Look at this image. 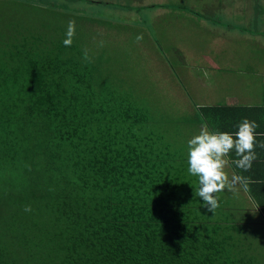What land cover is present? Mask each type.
Masks as SVG:
<instances>
[{"label": "trees", "instance_id": "trees-1", "mask_svg": "<svg viewBox=\"0 0 264 264\" xmlns=\"http://www.w3.org/2000/svg\"><path fill=\"white\" fill-rule=\"evenodd\" d=\"M86 20L55 0H0V171L22 175L21 207L39 213L24 244L53 255L44 264H246L231 224L194 195L187 141L200 129L149 125L157 110L118 88ZM221 108H200L211 131Z\"/></svg>", "mask_w": 264, "mask_h": 264}, {"label": "rangeland", "instance_id": "rangeland-1", "mask_svg": "<svg viewBox=\"0 0 264 264\" xmlns=\"http://www.w3.org/2000/svg\"><path fill=\"white\" fill-rule=\"evenodd\" d=\"M55 1L61 10L75 15L82 13L87 19L81 36L87 37L95 47L101 39L105 41L104 46L99 47L98 55L108 65L107 70L115 75L118 88H123L133 99L152 105L157 110L158 119L171 123L181 121L188 112L193 114L194 102L189 95L186 99V92L179 86L170 55L178 53L179 57H184L188 55L186 46L196 43L194 46L198 52L210 56L218 38H213L214 35L200 25L205 23L214 29L220 27L217 35L221 34L231 25L239 24V19L229 18V14L241 16L236 13V4H254L252 0H164L162 4H177L180 7L178 11L181 15L169 16L167 10L158 9V0H109L95 6L87 4L86 0ZM145 1L151 6L156 5V9L146 11L144 7L150 5H145ZM223 7L230 8L225 10ZM58 11L61 16V11ZM256 26L261 27L259 24ZM141 34L143 39L137 42L136 37ZM200 59L202 57L197 54L192 60ZM217 79L222 91H227L233 84L227 73L222 78L218 75ZM173 136L178 146L180 137L176 133ZM2 166H7V162L0 156ZM9 173V169L7 172L0 171V245L4 247L9 264H44L53 255L44 256L42 248L31 250L32 245L24 244L33 242V239L29 230L24 229L23 221L26 215L34 218L39 217V213L24 211L21 203L28 194L26 182L24 179L16 180L22 175L15 170L12 175ZM2 177L9 180L8 184L2 182ZM10 221L13 226L7 230L6 223ZM24 232L23 236L21 233Z\"/></svg>", "mask_w": 264, "mask_h": 264}, {"label": "crops", "instance_id": "crops-1", "mask_svg": "<svg viewBox=\"0 0 264 264\" xmlns=\"http://www.w3.org/2000/svg\"><path fill=\"white\" fill-rule=\"evenodd\" d=\"M105 1L109 2V0H86V3L95 6L105 3ZM163 1L158 0L156 3L159 10H167L169 16L171 14L181 15V12L178 11L180 7L177 4H162ZM252 1L254 4H236V13L241 16L229 14V18L239 19V24L231 25L221 31V34L217 35V30L220 27L214 29L205 23L200 25L201 28L207 29L211 35H214L213 38L216 36L218 38L217 46L211 50L210 56L198 52L194 46L196 43H189L185 48L188 55L179 57L180 54L177 53L170 55L169 58L174 61L175 68L172 70L179 86H182L183 92H186V99L189 95L194 102V113L188 112V115L183 118V121L188 120L187 129L188 123L191 125L195 123L196 129H201L202 125H208L200 108L215 105L222 106L215 116L221 131L229 133L238 131L242 114H245V118L248 120L255 121L259 125L256 129L258 134L255 147L257 159L253 162L251 169L243 171L231 163L237 159L234 152L230 154V166L226 168L229 176L235 173L248 178L249 191L245 192L241 188L236 193L226 190L217 193L220 206L214 214L233 227L230 233L244 248L246 255L243 259L246 264H253V262L264 264V148L258 146L260 142H264V0ZM144 4L150 5L144 7L146 11L156 9L154 8L156 5L151 6L147 1ZM228 8L230 7H223L225 10ZM94 18L99 19L98 16ZM257 24L261 27L256 26ZM174 28L173 26L172 31ZM196 38L197 34L194 36V39ZM221 51L224 52L221 53ZM197 54L202 59L192 60L194 56L197 57ZM204 71L209 73L207 79L204 77ZM224 73L229 74L233 81L227 91L220 90L217 79L218 75L222 78ZM150 107L155 109L152 105ZM152 115L148 122L149 125L165 124V121L157 118L155 112ZM196 187H199L197 177L195 178ZM196 199L198 205L204 206L201 197L196 196ZM204 210L209 212L207 207Z\"/></svg>", "mask_w": 264, "mask_h": 264}, {"label": "clouds", "instance_id": "clouds-1", "mask_svg": "<svg viewBox=\"0 0 264 264\" xmlns=\"http://www.w3.org/2000/svg\"><path fill=\"white\" fill-rule=\"evenodd\" d=\"M76 33V23L70 20L67 25L66 38L63 40L65 47H70ZM95 40V37L93 38ZM143 39L142 34L136 37L137 42ZM104 40L98 41V47H103ZM83 59L90 62L88 50H84ZM207 79L209 73L204 71ZM259 125L255 121L244 118L238 124V131L234 133L224 131H210L207 125H202L198 134L187 141V163L190 175L197 177L198 190L195 196L201 197L204 206L212 214L220 206L216 195L222 191L232 193L241 188L248 192L249 180L246 177L232 173L229 176L226 168L230 166L229 156L235 153L237 159L231 161L243 171H249L257 159L255 147L257 146L256 129ZM264 148V142L258 144ZM258 207V205H257ZM25 212H30L31 207L25 206Z\"/></svg>", "mask_w": 264, "mask_h": 264}]
</instances>
